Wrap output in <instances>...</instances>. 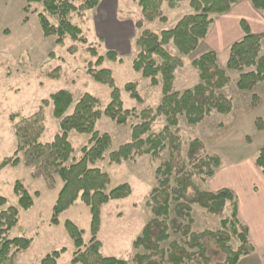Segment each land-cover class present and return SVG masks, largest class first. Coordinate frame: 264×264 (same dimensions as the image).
<instances>
[{
	"label": "trees",
	"instance_id": "obj_1",
	"mask_svg": "<svg viewBox=\"0 0 264 264\" xmlns=\"http://www.w3.org/2000/svg\"><path fill=\"white\" fill-rule=\"evenodd\" d=\"M189 1L194 14L182 17L176 25L160 33L142 30L136 40L138 54L133 61V69L150 79L151 86L160 85L162 100L156 109H124L121 90L116 87L113 73L108 69L88 72L93 79L111 89L110 102L103 109L100 99L86 93L67 115L74 103V95L66 90L58 91L44 100V105L52 104L53 116L59 122V132L50 143H43L45 133V115L43 107L34 115L21 118L12 114L10 120L15 123L17 151L13 157L0 163V172L7 167L20 165V153L26 156L28 166H36L35 178H43L49 188L54 189L57 181L62 182L51 218L52 225H59V217L81 200L91 213V240L85 244L83 235L73 222L67 221L65 227L75 246L73 264H211V258L204 244L211 239L225 255L221 264H238L244 257L257 252L249 236L248 227L239 220L238 199L231 189L219 191L201 190L195 178L208 183L222 168L223 161L217 155H207L204 143L195 139L187 150V161L182 157V142L178 135L180 119L187 125L196 127L213 113L228 116L233 112L231 98L218 93L230 84L225 69L219 66L217 54L208 51L192 62L199 71V83L191 90L177 92L174 90L176 72L184 66L180 56L192 54L199 44L208 36L215 17L228 13L232 7L243 0H140L142 18L135 23L137 30L143 29L145 23L159 21L167 24L162 7L167 3L170 9H177L179 4ZM102 0H27L24 8L26 14L35 13L40 21L45 37H55L58 45H63L67 37L73 41L86 43L83 31L71 20L73 13L84 14L99 7ZM78 4V5H77ZM254 8L264 10V0H252ZM41 5V8L34 6ZM56 20V23L52 22ZM245 36L235 42L229 51L226 69L238 72L237 87L241 91H253L264 83V54H262L263 34L252 33L246 21L241 22ZM6 33L8 31L6 30ZM173 45L178 56L167 49ZM70 52L74 48H69ZM93 55L96 50L91 48ZM107 59L122 63L115 51L107 53ZM103 57L96 64L101 65ZM130 97L139 104L144 99L138 91L137 83H127L124 87ZM253 105L260 101L253 95ZM106 116L118 126H127L132 120L131 141L122 145L109 156L110 163L122 164L134 162L140 157H158L169 151L170 157L156 169L157 186L151 191L147 200L152 218L144 226L142 233L133 242L134 254L130 260L105 257L102 242L98 235L102 226V210L112 201L127 199L132 194L128 184L109 189L110 176L95 167L111 143L108 134L96 130L98 122ZM165 120V126L159 133L153 132L158 119ZM19 119L18 122L16 120ZM258 130L264 129L261 119H257ZM90 135L89 146L83 148V157L76 163L66 166L74 149L69 141L71 133ZM255 165L264 177V146L255 158ZM193 195L188 198V191ZM14 192L18 196V205L9 206L0 212V264H16L15 259L21 252L27 251L31 238L10 239L9 232L19 223L20 210H29L34 199L25 185L17 181ZM39 192L35 193L38 197ZM8 204L0 196V207ZM231 205L229 217L223 214L227 205ZM197 205L207 213L221 218L219 230L194 232L193 206ZM236 242L237 246L233 245ZM168 243L166 247L165 244ZM65 249L46 255L40 264H58Z\"/></svg>",
	"mask_w": 264,
	"mask_h": 264
},
{
	"label": "rangeland",
	"instance_id": "obj_2",
	"mask_svg": "<svg viewBox=\"0 0 264 264\" xmlns=\"http://www.w3.org/2000/svg\"><path fill=\"white\" fill-rule=\"evenodd\" d=\"M139 1L116 0L115 18L125 27V36L105 34L106 30L99 32L96 19L108 17V13L96 8L84 14L73 13L71 16L72 23L82 29L86 43L73 41L67 37L63 45H58L55 37L44 36L35 13L23 15L26 0H0V163L13 157L17 151L15 123L10 120L12 114H20L21 118H27L43 107L46 130L42 142L50 143L59 132V122L53 116L52 104L44 105L43 102L52 94L66 90L74 95V103L67 115L73 113L75 105L86 93L100 99L103 109L109 104L111 89L96 82L88 72L90 69L112 71L116 87L121 90L124 109L136 108L137 111H141L145 108L156 109L160 105L161 78L160 85L152 87L150 79L144 78L133 69V61L138 54L136 40L142 30L160 33L172 29L182 17L194 14V11L189 1L180 3L177 9H170L167 3H164L162 12L168 23L162 24L158 20L154 23H145L143 29L139 31L135 28V23L142 18ZM34 7L41 8V5ZM255 11L264 12L256 9ZM52 22L56 23V20L52 19ZM103 22L106 23L107 18ZM71 47L74 48L73 52L69 51ZM91 48L96 50V55H93ZM167 49L178 56L172 44ZM109 51H115L122 63L107 59ZM208 51L206 43H200L192 54L180 56L184 66L176 72L175 91L191 90L199 83V71L192 62ZM218 53L219 66L226 70L230 78V84L218 93L232 99L233 112L228 116L213 113L196 127H190L182 118L178 135L182 142L184 161H187L186 154L191 141L199 139L204 143L207 155H217L223 160L224 166L231 167L235 163L254 159L264 146V131L258 130L256 126L257 119H261L264 124V83H260L253 91L239 90L237 81L240 74L226 69L225 60L229 57L228 53L223 52V49ZM99 57L104 58L101 65L96 64ZM127 83L138 84V91L144 99L143 104L133 100L125 91ZM254 94L260 99L256 106L253 105ZM18 121L19 119L16 120ZM136 123L137 120H132L127 126H118L110 118L103 116L96 126V130L101 134L110 135L111 143L104 159L99 160L95 167L110 176L109 189L122 184H128L132 188L130 197L112 201L102 210V226L98 239L102 242L101 253L105 257L125 260L132 258L133 242L152 218L147 200L157 186L156 169L170 157L169 151H165L158 157L145 156L134 162L110 163V154L131 141L130 126ZM165 124L163 118L158 119L153 126V132L159 133ZM90 138V135L75 132L70 134L69 141L74 152L66 166L78 162L83 157V148L89 146ZM19 158L21 160L19 166L7 167L0 172V196L8 201L6 206L0 207V212L9 206L18 205V196L14 192L17 181L25 185L34 199L32 208L20 210L19 223L8 234L10 239L21 237L33 239L31 247L17 255L16 264H40L46 255L63 249L65 252L61 254L58 264H73L72 258L76 249L65 223L71 221L82 230L84 242L88 244L92 237L89 207L78 200L59 217V225H52L53 207L63 184L58 180L54 189L49 188L45 179L33 176L37 167L27 165L23 152L19 154ZM195 182L201 190L209 191L207 183H203L200 178H195ZM36 192L40 194L38 197L35 196ZM192 195L193 191H188L187 197L190 198ZM231 212L232 207L229 204L223 217H229ZM193 218L194 232L215 231L221 228L220 217L207 213L197 205L193 206ZM204 244L211 264L224 262L225 255L213 240L206 239ZM233 245L237 246L235 241ZM165 246L167 247L168 243Z\"/></svg>",
	"mask_w": 264,
	"mask_h": 264
},
{
	"label": "crops",
	"instance_id": "obj_3",
	"mask_svg": "<svg viewBox=\"0 0 264 264\" xmlns=\"http://www.w3.org/2000/svg\"><path fill=\"white\" fill-rule=\"evenodd\" d=\"M115 4L116 0H102L98 8L108 13V17L96 19L97 30L99 32L106 30L105 34L123 37L126 31L125 27L116 21ZM26 5L27 0L23 7V15H28L24 12ZM106 18L107 22L104 23L103 20ZM242 20L249 24L252 33H264V12L258 13L253 8L251 0H244L235 5L229 13L218 16L208 36L201 43H206L209 51H214L217 56L222 49L229 56L231 46L245 36L241 28ZM262 53L264 54V42ZM255 158L235 163L231 167H226L223 163L222 168L207 183L209 191L216 192L227 188L237 196L239 220L248 227L250 239L257 249L255 254L241 259L238 264H264V177L255 165Z\"/></svg>",
	"mask_w": 264,
	"mask_h": 264
}]
</instances>
